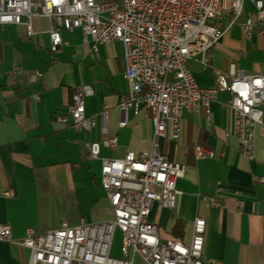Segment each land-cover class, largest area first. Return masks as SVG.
<instances>
[{"label":"crops","instance_id":"1","mask_svg":"<svg viewBox=\"0 0 264 264\" xmlns=\"http://www.w3.org/2000/svg\"><path fill=\"white\" fill-rule=\"evenodd\" d=\"M50 26L48 17L37 16L35 33L29 35L25 23H0V223L12 229L10 239H0V264H28L30 248L23 240L29 229L43 233L63 222L113 220L102 184L103 160L122 158L129 149L150 150L153 143L150 112L125 115L121 108L129 93L123 42L97 43L95 50L94 39L85 38L82 29H62L64 43L54 51ZM232 64L246 74L264 73V24L256 23L250 36L231 26L206 52L205 61L201 55L189 60L201 87L215 86L214 68L228 73ZM86 84L93 88L85 97L86 114L97 123L78 130L58 116H69L77 89ZM229 99L228 92H221L209 113L206 107L185 110L180 139L161 140L162 150L186 170L177 181V208L156 203L150 219L163 241L189 243L195 218L203 216L207 257L222 264H264V134L258 126L254 158L245 157ZM125 118L127 125L121 126ZM113 136L118 137L116 147L102 144L99 157H89L87 142ZM198 144L213 156L198 158ZM211 197L220 205L212 206ZM120 232L119 245L114 247L112 239L110 247L117 258L124 257ZM131 259L132 264H149L137 253Z\"/></svg>","mask_w":264,"mask_h":264},{"label":"built area","instance_id":"2","mask_svg":"<svg viewBox=\"0 0 264 264\" xmlns=\"http://www.w3.org/2000/svg\"><path fill=\"white\" fill-rule=\"evenodd\" d=\"M245 0H0V23H25L34 34L33 19L46 16L51 21V49L64 43L62 29H82L97 43L114 40L125 46V78L129 93L121 103L125 115L147 109L154 124L150 150L129 149L122 158H105L102 184L113 208L114 219L99 223L70 225L43 233L29 229L23 244L30 248L28 264H132V255L140 254L149 264H222L205 255L207 220H194L191 241H163L159 227L150 216L156 203L176 209L181 191L177 181L185 173L183 163L172 161L162 150L161 140H179L185 110L199 112L228 92V105L235 112V135L241 153L254 158L256 129L264 134V73L246 74L231 65L226 73L214 68L216 85L201 87L189 67V60L206 52L234 25L247 36L256 23L264 24V0H249L257 11L241 20ZM93 93L91 85H82L74 95L67 115L58 120L78 130H90L94 117L86 114L85 97ZM103 115H105L103 113ZM127 118L120 125H127ZM114 148L118 137L89 141L86 151L98 158L101 145ZM198 158L213 152L198 144ZM212 206L220 201L211 197ZM122 231L123 258L110 255L115 228ZM11 226L0 223V239H10Z\"/></svg>","mask_w":264,"mask_h":264},{"label":"rangeland","instance_id":"3","mask_svg":"<svg viewBox=\"0 0 264 264\" xmlns=\"http://www.w3.org/2000/svg\"><path fill=\"white\" fill-rule=\"evenodd\" d=\"M249 14H251L253 19L256 20L257 11L254 5L249 0H245L243 17H248ZM120 240H121V232L119 229H116L114 239H113V246L117 247L120 243Z\"/></svg>","mask_w":264,"mask_h":264}]
</instances>
